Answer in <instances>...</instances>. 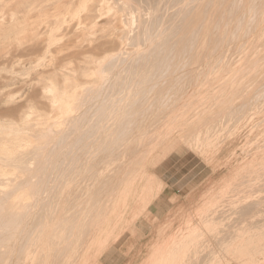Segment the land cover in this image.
<instances>
[{"label":"rangeland","instance_id":"obj_1","mask_svg":"<svg viewBox=\"0 0 264 264\" xmlns=\"http://www.w3.org/2000/svg\"><path fill=\"white\" fill-rule=\"evenodd\" d=\"M172 3L160 0L157 9ZM44 10L22 19L20 27L29 25L24 34L17 32L19 26H12L9 13L0 25V123L22 128L27 114L31 126L37 124L41 117L27 107L32 104L34 111L48 112L50 103L42 89L48 77L60 83L61 71L70 74L73 68L79 71L85 66L102 76H94L92 85L86 78L77 79L87 85L83 111L74 115L80 111L87 116L75 127L64 125L58 133L65 138L79 129L84 132L80 138L89 139L78 142L74 134L60 144V153L47 151L41 162L45 159L46 167L56 166L30 176L34 192H44L26 202L23 215L15 216L14 202H21L32 189H0V264H264V236H250L252 222L237 220L248 205L262 204L264 210V88L253 93V86L262 81L251 80L243 88L244 78L237 77L239 97L233 98L228 89L234 82L224 76L237 56L220 63L222 67L214 65L217 61L202 64L204 70L191 80L186 67L173 65L174 53L164 43L142 50L146 61L127 64V52H121L116 37H103L101 32L93 45L81 43L80 50L75 44L80 31L75 20L59 32L62 41L48 56L41 21L55 9ZM96 16L99 28L108 26L105 14ZM33 27L39 38L32 41ZM163 34L153 27L146 36L162 43ZM95 46L100 49L96 58L108 50L121 53L112 52L104 65H85L81 55ZM116 65L122 68L117 70ZM136 71L146 80L128 85L139 77ZM186 94L191 98L184 100ZM220 105L227 107L211 118L208 111ZM58 116L51 113L47 121L54 123ZM30 132L20 131L18 142L29 143L24 139ZM13 138L0 134V146ZM2 152L0 147V165L12 168L5 177L16 184L24 182L15 165L21 166L25 153L14 154L10 148L6 155ZM77 153L84 155L72 162ZM64 182L68 186L57 194ZM54 184L59 187L53 197L44 189ZM260 216L257 228L263 230L264 213Z\"/></svg>","mask_w":264,"mask_h":264},{"label":"bare ground","instance_id":"obj_2","mask_svg":"<svg viewBox=\"0 0 264 264\" xmlns=\"http://www.w3.org/2000/svg\"><path fill=\"white\" fill-rule=\"evenodd\" d=\"M172 1L173 3L169 8L161 10V9H157L158 5L160 4V0H71L70 2L64 4H63V0H0V25L4 23L6 13H9L12 26L13 23L16 26H19L17 27V32L24 34L27 31V27H29V25L27 24V26L20 27L19 23L22 22V19L28 18L30 14L32 12H35L36 10L39 11L40 9L42 10V8L43 9L45 8L44 11H46V9L48 8H54L55 13L53 15L47 16L46 18L42 17L43 20L41 21L42 25L45 28L44 30L45 32L43 33V36L46 37L48 56L51 55L50 49L52 47L58 46L62 41L63 37L61 35L60 38L58 37L59 32L61 33L63 29H69L70 28L69 22L75 20L77 21V25L80 26L78 27L80 31L79 34H76L77 42L75 43L78 49L81 48V43L84 42H87L88 45H93V42L99 39L98 37H96V35L99 32H101L103 34L102 35L103 37L104 35H108L111 38L116 37L117 45L121 49V52L122 50H126L127 52V58L124 61V63L127 64V63H134L136 61L139 62L140 59L142 61L143 60L146 61L145 57L147 54L144 52L146 55L143 56L141 55V52L145 50L147 51L148 47H150L149 46L150 44L160 45L164 43L166 45V50L173 51L174 53L173 65L175 64V67L177 65L183 66L184 68L186 67L187 71L191 76V80H193V78L197 79L198 71L201 73L204 70L202 64L211 66V64H213L216 61L217 63H215L214 65L217 64L219 65L220 63L225 64V62L231 60L233 56H237L236 64L230 66L224 76L226 77L225 79L226 81L232 83L234 82L230 87V89H228L229 94L230 95L232 94L231 97L233 98L239 97V91L236 88L237 86L241 85V82L239 81V79L241 78H244L245 80V86L243 88L248 87L247 84L251 80L254 81L253 83H255V81H262L257 86L256 85L253 86V93L257 92L259 88H264V74L262 76V72H264V0H172ZM139 4L141 5L140 8H139ZM155 10L158 11V13L155 12L156 13L155 14L154 13ZM98 12H100L101 15L105 14V18L107 19L108 26H102L101 28H99L101 24H99L96 21L97 18L96 15ZM151 12H153L154 14ZM153 27L160 28L164 31V34L162 36V43H159V41L155 43V41H152L150 38L146 36L149 30ZM34 30H36V27H33L32 29L29 30V32L32 35L29 38V40L33 41L34 39L39 38ZM139 40L141 41L144 40V41L143 43H140L138 42ZM79 41L81 42L79 43ZM127 48L129 49V52L127 51ZM71 49L72 47L66 48V50H71ZM98 50H100L98 49V46H95L90 51L88 52L85 51L86 53L85 54L83 53L81 55L82 57L84 56L83 63H85V65H90V64L99 65L102 61L105 62V60L107 61L110 57L114 56L112 55V52H116L118 54L121 53L119 52L120 50L117 49L116 50L118 52L115 50L114 51L108 50L103 52L101 58H96L95 53ZM70 58H72V55ZM117 61L119 60L117 59ZM102 65H104L103 62ZM119 65H123L124 67L125 64H119ZM113 66L115 67V65ZM142 66L137 65V68H140ZM220 66L222 67L221 64ZM100 67L97 66L96 68L100 69ZM120 68H122V66H120ZM73 69L70 71V74L63 71L59 73L61 79L60 83L57 82L53 76L47 78L46 83L42 89V92L44 98L48 100L50 103L47 107L48 112L34 111L35 107L32 104H29V106L27 107L28 111L30 110L29 112H31L32 115L41 117L40 121L38 120V123L36 122L37 121L36 119L35 123L37 124L31 126L30 123L33 122L29 121V116L27 114L25 115L27 117L25 118L23 117L22 120L23 122L21 124L23 126H27V128L23 126H21L22 128H20V126L19 127L15 126L17 124L8 125V123L6 124L0 123L1 135L2 133H5V137L7 136L11 137L15 135V138H13L11 142H8L7 144L0 146L2 150H4V152L2 153L6 155V153H8L9 148L13 150L14 154L22 155L23 153H25L24 154L25 159L21 162V166L19 165V167H17L15 165L16 169H20L18 172L21 173V176L24 178V182L20 184H16L12 182L9 177H5L10 172V169L8 168L11 167L5 168L6 165L5 166L0 165V189L3 190L8 187L14 189H21V190L32 189L30 193H27L26 195L24 194V196L20 198L19 201L21 202H14L16 205L14 211L15 216L23 215L25 211H23L22 209H24V207L27 206L28 201L35 199L36 198L35 194L40 195L41 193L44 192V191L40 193L34 192L33 189L34 183L32 179L30 180V176L33 173L38 174L39 173L38 171L40 170L46 172L47 169L51 170L55 168L56 166L55 164L54 165L50 164L49 166L46 167L47 161L45 162L44 161L45 159L41 162L47 151L50 150L54 152L56 150L57 152L60 153L62 150L60 144L64 140L73 139L74 134H76L75 136L76 138L77 137L79 138L78 142H83L89 139V137L85 135L83 136V138H80L81 135L84 134V132L80 131L79 129H76L75 131L73 130L72 136L68 135L65 138H59L60 137L59 133L61 132V129L63 128L64 125H71V127L72 126L75 127L80 121H83L85 119V117L87 116L86 112L84 113L79 111V113H77L78 114L77 116L74 115V112L78 110H82L81 107H83V98L85 97V96L83 97V95L86 94L85 85L93 82L94 76L98 75L99 78V76L102 74V73L99 74L91 73L90 71L85 69V66L79 68L80 69L79 71ZM111 70H112V66H111ZM137 71L139 73V70ZM207 71L208 70H206V72ZM217 73H218L217 75H220V71H218ZM118 74L119 73H117V75ZM125 75L127 76L130 75L131 77V73L129 75L128 73H126ZM137 75H139L137 79L135 75H133V77L135 76L134 77L135 79L131 80L132 77L130 78L131 81L127 82L128 85L137 84L136 80H138L139 83L146 80V77L142 78L140 74ZM79 77L88 79L86 82L87 84L83 85L79 83L77 81ZM237 77H239V79H236ZM124 81H125V77H124ZM120 82L123 83L122 81ZM233 85L235 86L234 89H232ZM121 87L120 89H118V92L121 90ZM127 87H125V90ZM96 90H98V88ZM247 90L249 89L247 88ZM198 94H202V91L198 90ZM183 96L182 97L184 98V100H186V98L187 100L191 98L189 94ZM87 103H85L86 106L88 105ZM231 103L232 101L227 103V105H230ZM111 105L108 107L111 108ZM118 105L116 107L120 109L122 107V104L119 103ZM226 107L227 106L221 107L220 105L214 108V110L208 111L209 112L208 115L211 118L217 117L220 114H222V112ZM51 113L59 114L58 119L56 118L57 120L56 121L54 120L55 121L54 123L50 122L51 120L49 115ZM56 125L58 126L57 128H59L58 130L54 129ZM28 127H32L33 131L30 130L32 131L30 132ZM12 129H14L15 131L12 132ZM184 129L185 128L181 129V131H184ZM27 130L30 133L25 136L24 141H27L29 143L18 142L17 136L20 135L19 132L27 131ZM49 130L51 131L55 130L54 134L49 133ZM181 131H179V133ZM34 132H38V134L36 133V136H33L32 133ZM57 146L58 148L60 147L59 148L60 151H58L59 150L58 148H57L58 150L56 149ZM24 150H26V152ZM83 155L84 153H77L71 159L72 162H78ZM49 158H50V153H49ZM39 165L41 166L38 167ZM66 181H68L69 184L70 180H66ZM68 184L67 182H64L63 185H61V187L58 189L57 194L60 193V190L66 189ZM58 187L59 185L54 184L52 186H46L44 190H48L45 193H50L49 195L54 197L56 196L55 190ZM2 193L3 192H0V194ZM260 206H262V204L248 205L246 208H244L245 212L240 214L243 216H240L237 219L238 221H240V223L243 221L252 222L251 224L252 234L250 236H264V231H263L264 229L262 230L261 228H257L259 227L258 225L260 223L259 217H261L262 219V216L260 215L264 213V210ZM40 216L41 215L39 214V217ZM21 218L23 219V217Z\"/></svg>","mask_w":264,"mask_h":264}]
</instances>
